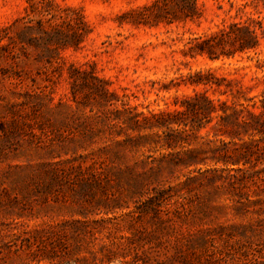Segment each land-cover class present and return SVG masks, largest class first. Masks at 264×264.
Returning a JSON list of instances; mask_svg holds the SVG:
<instances>
[{"label":"rangeland","instance_id":"rangeland-1","mask_svg":"<svg viewBox=\"0 0 264 264\" xmlns=\"http://www.w3.org/2000/svg\"><path fill=\"white\" fill-rule=\"evenodd\" d=\"M30 1L0 0V25L25 17L48 30L57 5L86 34L77 49L48 42L51 53L36 33L38 43L16 38L14 59L0 57V264H264V126L244 124L264 109V0H200L198 19L153 26L126 15L152 0H42L50 13L27 15ZM231 23L257 46L181 53ZM196 94L225 102L231 119L218 123L219 109L210 121L129 126ZM170 129L192 144L164 146ZM190 147L200 162L171 164Z\"/></svg>","mask_w":264,"mask_h":264},{"label":"trees","instance_id":"trees-1","mask_svg":"<svg viewBox=\"0 0 264 264\" xmlns=\"http://www.w3.org/2000/svg\"><path fill=\"white\" fill-rule=\"evenodd\" d=\"M32 1V2H31ZM29 8H26V13L29 15L30 12L37 11L40 6L44 11L49 12L48 9L43 7L44 1L42 0H31ZM200 0H152L150 3L145 4L137 10H131L126 13L130 17L127 22L134 25H158L161 22L168 24L176 22H185L188 20H195L201 16V10L199 6ZM57 13L53 14L59 18V22L50 26L47 30L42 20L31 23L25 19V17H19L8 25H0V57L6 59H14V51L12 50L13 41L18 38L24 43L36 42L39 40L34 36L38 34L41 39L40 43H43L44 50L47 53H51L54 49L46 47L49 42H56L57 47L60 49H67L73 47L74 49L79 48L82 42L84 33L81 27V23L86 26L82 16L78 18L72 15L73 10L71 8H61L55 6ZM50 13V12H49ZM4 41H8L4 43ZM258 44V38L256 33L249 27L240 26L239 23H231L224 28H221L218 32H214L205 38H193L190 39L185 48L181 49V53L187 57H195L196 55H207L210 59L220 58L221 56H233L237 51H244L247 48L256 47ZM210 80L193 79L192 83H204L208 84ZM222 111V114L218 113V110ZM228 110L225 102H220L216 105L211 99L204 95L196 94L188 100L185 109L174 110V111H161L157 114H151L149 116L142 115L141 119H132L130 121V127L136 131H142L146 129H153L155 127L163 129L170 128L173 125H180L177 117L189 114L193 120H211L214 113H218V123L224 120H230L232 116H228L226 111ZM248 116L251 122L244 121L246 126L253 127L254 130L262 132L264 126V109L259 112L249 111ZM238 116V113L235 112ZM137 116V115H136ZM135 116V117H136ZM183 122V121H182ZM186 125V123H182ZM200 127V126H199ZM209 134V132H208ZM207 134V135H208ZM190 134L184 135L183 132L178 130L170 129L166 132L165 136L161 139L162 143L166 147L183 146L184 144L191 145L189 139ZM138 139H145L139 137ZM147 140V139H145ZM211 141V140H210ZM224 148H226L224 146ZM248 148V146H247ZM213 151L214 149H210ZM215 150H218L217 148ZM203 150L197 147H190L184 151V155L181 152L176 153L175 159L173 158L171 164L183 165L185 167L197 164L200 160V154ZM249 151L241 153V156L246 157ZM227 152L223 153L224 160H230L234 163L235 157L224 158ZM168 156H163L159 159L160 162L168 159ZM168 161V160H167ZM200 162V161H199ZM235 164V163H234ZM163 169L162 165L159 166L157 173H160ZM145 176L136 178V184H143Z\"/></svg>","mask_w":264,"mask_h":264}]
</instances>
